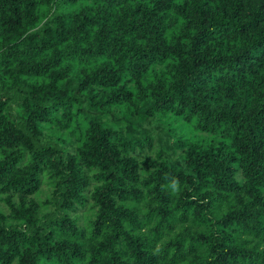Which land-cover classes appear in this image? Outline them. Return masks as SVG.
Listing matches in <instances>:
<instances>
[{
    "label": "trees",
    "instance_id": "trees-1",
    "mask_svg": "<svg viewBox=\"0 0 264 264\" xmlns=\"http://www.w3.org/2000/svg\"><path fill=\"white\" fill-rule=\"evenodd\" d=\"M0 264H264V0H0Z\"/></svg>",
    "mask_w": 264,
    "mask_h": 264
}]
</instances>
